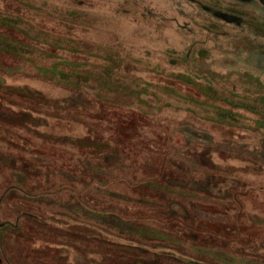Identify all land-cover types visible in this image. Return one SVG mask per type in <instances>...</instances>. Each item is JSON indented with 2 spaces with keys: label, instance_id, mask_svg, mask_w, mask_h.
<instances>
[{
  "label": "rangeland",
  "instance_id": "obj_1",
  "mask_svg": "<svg viewBox=\"0 0 264 264\" xmlns=\"http://www.w3.org/2000/svg\"><path fill=\"white\" fill-rule=\"evenodd\" d=\"M0 264H264V0H0Z\"/></svg>",
  "mask_w": 264,
  "mask_h": 264
},
{
  "label": "trees",
  "instance_id": "obj_2",
  "mask_svg": "<svg viewBox=\"0 0 264 264\" xmlns=\"http://www.w3.org/2000/svg\"><path fill=\"white\" fill-rule=\"evenodd\" d=\"M157 171L155 170V172H153V173H155L156 175H158V172L156 173ZM164 176H165V174H164ZM165 178H166V176H165Z\"/></svg>",
  "mask_w": 264,
  "mask_h": 264
}]
</instances>
